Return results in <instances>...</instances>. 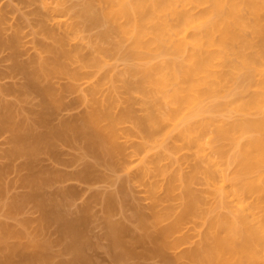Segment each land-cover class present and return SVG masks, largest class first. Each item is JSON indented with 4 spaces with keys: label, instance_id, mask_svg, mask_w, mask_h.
Returning <instances> with one entry per match:
<instances>
[{
    "label": "bare ground",
    "instance_id": "obj_1",
    "mask_svg": "<svg viewBox=\"0 0 264 264\" xmlns=\"http://www.w3.org/2000/svg\"><path fill=\"white\" fill-rule=\"evenodd\" d=\"M33 1H38L41 8H49L48 11L52 8L54 17L64 24L70 36L85 39L90 45L91 55L84 61L85 66L98 70L110 66L109 81L121 83L129 99L139 97L151 100L157 110L150 112L147 118L135 121L130 109L113 113L111 105L117 101L112 99L108 105L101 103L80 116L61 117L54 124L52 116L57 115L62 102L50 79L56 75L77 78L79 73L70 69L67 61L78 51L66 49L64 40L40 23L41 37L36 39L39 53L29 65L20 64L16 61L18 40L12 37L8 42L10 57L12 62L15 61V70H22L27 80L21 89L34 88L40 96L41 105L31 110L33 116L27 118L20 116L13 101L0 102L1 128L11 133L12 142L9 143L12 144L9 156L5 155L10 158L24 157L23 164H20L26 173L19 181L28 187L27 192L16 195L18 199L12 201L17 204L12 203L9 210L16 212L24 202H32L39 216L29 220L34 222V225L30 222L34 228L32 231L35 230L38 235L27 234L25 227L28 221L23 220L24 224L20 222L21 225L16 227L7 222L0 223V264H91V259L83 251L87 244L81 231L86 207L90 205H84L86 207H82L78 216L77 209L76 217L62 213L63 204L54 197L58 194L65 198L71 188L57 189L54 197L44 189L54 181L63 180L65 174L66 178L69 172L39 166L38 163H42L38 162L40 153V157L47 153L52 161L60 163L59 145H76L81 150L79 157L86 154L91 160L86 158L83 161L86 162L81 163L84 168L76 170L75 179L80 177L78 180L87 181L89 177L92 179V174L94 179L96 162L113 167L117 165L116 158L124 154L117 125L129 118L134 119L147 139L157 141L161 136V144L175 133L200 147L201 136L207 128L204 123L193 122L194 114L199 112L196 106L219 87L234 81L241 72L245 88L231 99L229 106L243 113L258 111L261 117L251 121L226 122L217 129L220 138L231 137L237 132L255 131L238 143L239 153L233 161L234 176L245 177L255 172L254 178L233 183V177L227 176L221 178L218 186L226 197L231 196L242 208L238 219L226 215L211 221L209 231L198 245L181 254L174 252L186 241V237L175 238L174 234L197 214L201 203V197L192 189L193 182L201 174L207 183L216 185L214 165L208 164L210 158L206 156V164L196 163L191 172L183 177L180 173L175 174L183 183L180 212L174 213V209L169 207L153 211L151 215L137 213L136 231L106 221V235L110 239V248H117L122 256L136 258L137 264H145L142 259L152 257H158L163 264H180L181 259H185L184 264H264V173L261 169L264 166V0ZM92 30L96 32L85 35ZM44 36L47 37L45 40ZM119 53L124 59L139 58L143 63L138 66L127 63L119 67ZM152 53L157 55L153 58ZM168 54L175 57L169 58ZM128 164L123 162L121 167ZM9 166L10 163H6L0 168V179ZM2 187L4 185L0 183V192ZM172 187L171 182L169 190ZM251 193H257L256 207L261 214L246 209L244 205L243 196ZM97 194L100 195L99 192ZM109 197L105 203H109ZM51 225L56 227L59 236L52 242L61 244L56 252L51 251L50 240L37 237ZM117 249L113 251L117 252ZM58 254L63 258L56 259ZM122 256H115L119 264L126 259Z\"/></svg>",
    "mask_w": 264,
    "mask_h": 264
},
{
    "label": "rangeland",
    "instance_id": "obj_2",
    "mask_svg": "<svg viewBox=\"0 0 264 264\" xmlns=\"http://www.w3.org/2000/svg\"><path fill=\"white\" fill-rule=\"evenodd\" d=\"M38 3V1L33 0H0V87H3L2 90L0 88V102L2 100L13 101L19 109L20 116L27 118L33 116L32 113L30 114L31 110L40 107V96L37 91H34V88L29 87V89L27 87L26 89L28 90L21 89V86L23 84L25 86L27 80L22 70H15V61L13 60L12 62L10 57L12 54L8 42L12 37L17 38L19 54L16 56V61L20 64L29 65L32 59L39 53L36 41L41 37V25L39 26V24L42 23L55 36L64 40L66 49L78 51V54L67 62L69 68L78 72L79 76L71 78L66 75H56L50 79L55 92L59 94L62 102V107L57 112V115L52 116L54 117V120H52L54 124L58 123L61 117L80 116L89 113L101 103L108 105L112 99H116L117 101V103L111 105L113 113L118 114L121 110L130 109L135 117V121L145 119L150 112L152 113L157 110V106L151 100H143L139 97L129 99L121 83L109 81L110 66L99 70L91 66H85L84 61L91 55L90 45L85 39H75L72 35L70 36L64 24L57 20L56 16L54 17V10L52 11L51 8V13L48 11L49 8L47 10L43 8L44 6L41 8ZM94 32L96 30L87 32L85 35H90ZM46 38L44 36V40ZM156 55L157 53H152L153 58ZM166 56L169 58L175 57L173 54ZM123 57L122 53H119V67L127 63L135 66L143 63L139 58L137 60L130 57L124 59ZM242 79L243 73L241 72L234 81L219 87L196 106L199 107V112L194 114L192 120L195 123H204L207 128L206 133L201 136L202 144L200 147L194 143H188L175 133H172L161 144V136L157 138V141L147 139L145 133L139 129L134 119L129 118L117 125L120 136L119 142L123 145L124 154L116 158L115 163L117 165L113 167H106V164L103 166L100 162H96L94 165L97 166L99 164V166H94L97 169L96 172L94 171L95 169L92 170L96 177L94 179V174H92L93 177L91 176L92 179H89V177L87 181L85 179L84 181L78 180L80 177L75 179L76 170L81 171L84 168L82 164L86 162L83 161L86 158L87 160L90 159L86 157V154L85 156L83 155L84 157H79L81 150L76 145H59L61 147H58V149L62 150L59 151V154L61 152V156L59 155L61 157L60 163L54 161V159L52 161L47 153L42 154V157H40V153L39 159L41 158L42 160L40 159L39 161L38 159V162L41 163L42 161V163L41 165L38 163L39 166L43 168L54 167L55 169L63 170L65 173L73 171V174L71 173L70 175L68 173L66 178L64 177L66 175L64 173L63 180L54 181L44 189V192L46 191L48 195L54 197L57 189L65 188V186L68 189L71 188V194L69 193L65 197L66 199L61 198L58 194L56 195L57 197H54L63 204L62 213L68 217H76L77 209L79 210L78 216L81 210L86 207L84 205H90L89 208L86 207V221L82 222L81 231H83L82 236L85 237V243L87 244H85L86 247L83 248V251L91 259V264H119L116 261L118 257L115 258V256L123 255V253L120 255L117 248V252L113 251L116 249L110 248V239L106 235V221H112L114 224L117 223L118 226L122 224L123 227L126 226V229L130 228L129 231H132L135 226L136 228L138 227L136 225V221H138L137 213L151 215L153 211L165 210L169 207L174 209V213L180 212L183 205V183L181 178L175 177V174L180 173L183 177L191 172L192 167L196 163L206 164V156L210 158H208L210 160L208 164L214 165L216 185L207 183L201 174L193 182L192 189L201 197V203L197 214L191 216L182 224L180 230L174 234L175 238L186 237V241L182 242L174 252L181 254L185 250L198 245L204 234L209 231L211 221L221 219L226 215L231 216L233 219H238L243 212L242 208L238 203L236 204L231 196L226 197L219 190L218 186L221 178L227 176L233 177L231 179L233 183H240L243 179L254 178L255 172H251L245 177L240 176L241 178L236 175L234 176L235 165L233 161L239 153L238 143L252 136L255 131L251 129L252 131L237 132L231 137L220 138L217 134V129L221 124L226 122L235 120L251 121L261 117V113L258 111L243 113L229 106L231 99L245 88L246 82ZM6 87L14 89L11 91V88H8L7 90ZM17 89H21L23 92L20 90L22 92L20 93ZM92 89L95 90L91 92ZM5 131L4 129L0 130V168L4 167L6 163H10V166L2 175V179H0V183L4 185L0 192V223L7 222L10 225L13 224V226H19L22 223L21 221H28L29 224H26L25 229L27 228V234L31 236L32 233L37 232L35 230L32 231L34 228L31 226L34 225V222L30 220L39 216L38 210L32 202H26V204L24 202L23 206L19 210L17 209L18 211L16 212L9 210V208H12V203H14L12 200L17 198L16 195H22L25 191L27 192L28 187H24L19 181V178L26 173V169H22L21 166L24 157H6V155L9 156V149L12 148V144L9 143L12 142H10L11 133ZM77 145L79 144L77 143ZM46 156L49 160H47ZM76 158L78 159L76 160ZM64 162L67 163L64 165ZM123 162H128V166L121 167ZM78 167L81 168L79 169ZM261 169H263L264 173V166ZM171 182L173 187L169 190ZM73 191L76 192L74 193ZM96 192L100 193V197ZM106 196L111 198L108 199L111 205L108 202L105 203V200L108 198ZM243 201L246 209H252L257 214H261L260 209L256 207L257 193L244 195ZM107 204L110 205L108 208ZM30 222H33V225ZM166 222L164 221L163 223ZM53 226L51 225L50 228L46 227L48 231L45 228L44 232H41L43 235L39 234L40 236L37 237L50 240V249L56 252L59 250V246L61 247V244L58 245L52 242L53 239H58L59 237L58 233H56L57 230L55 231L56 227L54 228ZM136 230L134 229V231ZM120 250L122 251V249ZM111 251L119 254L116 255L114 253L113 255ZM57 256L56 259L59 257L60 259L63 258L59 254ZM123 257L125 256H122V259ZM125 258L123 263L119 261L120 264L138 263L134 257L128 256ZM152 258H148L149 260L142 259V261L145 264H163L158 257ZM184 263L185 259H181L180 264Z\"/></svg>",
    "mask_w": 264,
    "mask_h": 264
}]
</instances>
